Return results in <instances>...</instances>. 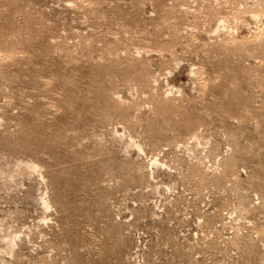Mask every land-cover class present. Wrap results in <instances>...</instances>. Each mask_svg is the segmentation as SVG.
I'll list each match as a JSON object with an SVG mask.
<instances>
[{
  "label": "rangeland",
  "instance_id": "374dc122",
  "mask_svg": "<svg viewBox=\"0 0 264 264\" xmlns=\"http://www.w3.org/2000/svg\"><path fill=\"white\" fill-rule=\"evenodd\" d=\"M0 264H264V0H0Z\"/></svg>",
  "mask_w": 264,
  "mask_h": 264
},
{
  "label": "bare ground",
  "instance_id": "6f19581e",
  "mask_svg": "<svg viewBox=\"0 0 264 264\" xmlns=\"http://www.w3.org/2000/svg\"><path fill=\"white\" fill-rule=\"evenodd\" d=\"M156 162V161H155ZM153 164H155V163H153Z\"/></svg>",
  "mask_w": 264,
  "mask_h": 264
}]
</instances>
